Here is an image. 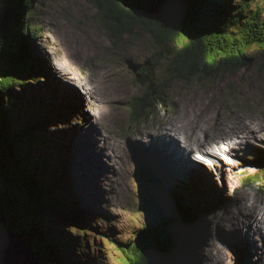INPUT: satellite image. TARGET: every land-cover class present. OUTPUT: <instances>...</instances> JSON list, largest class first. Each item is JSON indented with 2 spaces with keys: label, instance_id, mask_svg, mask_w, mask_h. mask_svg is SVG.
Listing matches in <instances>:
<instances>
[{
  "label": "rangeland",
  "instance_id": "obj_1",
  "mask_svg": "<svg viewBox=\"0 0 264 264\" xmlns=\"http://www.w3.org/2000/svg\"><path fill=\"white\" fill-rule=\"evenodd\" d=\"M227 1L229 7L225 11L230 10L233 16L246 0ZM36 2L37 14L31 23L41 28L33 30L34 38L29 45L33 69L25 73L21 82L9 86L13 101L3 120L5 123L14 121L16 130L37 125L36 149L42 157L41 161L35 159L34 174L36 178L40 172L47 174L56 186L53 196H59L62 201L54 210V206H49L48 211L54 234L62 232L65 243H70L65 257L69 261L67 264H126L116 244L125 242L122 240L127 234L131 233L127 238H132L140 227L150 225L169 233L174 223L180 225L177 233H182L188 225L190 240L181 238L177 244V239L172 242L173 254L168 259L171 264H264V164L261 163L264 159V57L218 80L211 77L174 80L170 73L159 70L156 77L160 81L170 79L167 92L163 90L166 97L161 95L168 99L169 105H159L158 109L153 105L147 113L145 109L155 102L153 97L141 99L146 89L142 81L149 77V69L146 67L142 72L135 67L158 52L150 34L140 28L120 39L113 38L108 29V22L113 21L90 0ZM242 13L239 21L245 18ZM155 16L152 11L145 14L143 23L148 22L151 30L156 27L161 36L164 28ZM225 18L220 17L221 24ZM166 45L170 48L175 44L166 42ZM85 81L98 88V97L93 101H89L78 86H83ZM71 82L76 85L73 89L69 85ZM71 89L75 91L74 98H78L74 103L71 100L76 99L68 96L72 94ZM157 90L160 89L156 86ZM3 100L5 103L6 99ZM146 113L148 118L144 117ZM240 116L248 123L246 137L233 131L236 126L239 130ZM72 117H83L81 124L87 120L90 135L79 126L76 137L71 128L78 129V124L69 123ZM165 120L171 125H162ZM190 120L193 124L186 128L190 133L201 135L196 125H205L212 138L220 137L224 129L223 137L231 135L229 141L213 152L201 151L204 145L195 142L194 137L187 140L183 134L177 136L183 148L194 151L192 159L196 164L199 159V165L214 168L216 176L211 179L216 180V188L212 191L219 195L206 197L210 191L202 190L207 181L204 180L206 176H201L200 180H195L192 191H187V198L180 194L184 192H177L178 188H187L185 182L174 178L175 186H169L168 181L162 179L164 182L160 185L157 183L159 177L153 180L143 164L154 169L149 158L141 154L150 142L148 134L167 136L166 132L173 125L182 129V124ZM99 125L104 133L98 135L102 143L94 134ZM91 128L94 129L91 131ZM69 132L75 140L69 139ZM89 148L93 149V154ZM157 148L150 145L149 149ZM224 148L228 149L223 151ZM70 173L74 178L69 177ZM229 187L233 188L231 194L227 192ZM158 189L162 196L178 198L180 209H192L196 217L192 213L183 221L177 209L170 210L166 202L157 208L160 199L156 203L152 193ZM44 192H48L45 187ZM50 199H47L48 205ZM232 200L239 204L243 215L233 208ZM228 204L232 205V212ZM151 205L157 209H151ZM74 210L80 218L86 219L81 223L82 232L78 231L77 223L73 227L65 220L62 223L67 214H74ZM179 212L185 216L183 211ZM229 224L234 228L227 226ZM239 226L242 228L238 229ZM211 228L224 235L214 238ZM228 228L232 229L230 234ZM194 236L196 241L192 240ZM246 238H251L248 243ZM218 239L221 244L217 243ZM31 249L37 253L39 263L46 264L40 252Z\"/></svg>",
  "mask_w": 264,
  "mask_h": 264
},
{
  "label": "trees",
  "instance_id": "obj_2",
  "mask_svg": "<svg viewBox=\"0 0 264 264\" xmlns=\"http://www.w3.org/2000/svg\"><path fill=\"white\" fill-rule=\"evenodd\" d=\"M90 1L102 8L113 21L108 22L113 38L120 39L140 28L150 34L158 52L143 65L135 67L142 72H145L146 67L149 69V77L142 81L146 89L141 99L145 101L153 97L155 102L148 105L150 109H145L147 113L153 109V105L157 109L159 105H169L161 95L166 97L170 79L160 81L156 77L161 72L159 70L170 73L174 80L206 77L218 80L222 75L246 68L264 57V0H246L238 6L237 14L233 16L230 10L225 11L229 7L227 0ZM251 2L255 4L251 5ZM35 3L36 0H4L0 6V203L5 210L9 228L29 237L32 247L40 252L42 261H49L46 264H67L69 261L65 257L70 243H65L62 232L54 234L48 211L49 206H54L53 210L56 205L61 206L62 201L59 196H53L56 186L47 174H37L41 181L34 174L35 159L41 161L42 157L36 149L39 142L37 125L22 126L16 130L14 121L5 123L3 120L13 101L9 86L21 82L31 68L30 40L33 30L40 29V26L31 23L37 14ZM151 11L156 15L158 24L164 28L161 36L156 27L151 30L148 22L143 23L145 14ZM241 13L245 17L243 21H239ZM224 16L227 18L221 24L220 17ZM166 42L175 45L169 48ZM156 86L159 91H156ZM3 99H6L5 103ZM147 113L145 118L149 117ZM68 175L74 178L72 173ZM47 199H50L49 205ZM166 204L169 209L174 207L173 200L166 201ZM175 211L181 220L186 221L187 217L180 210ZM192 213L195 214L187 210L185 215ZM64 220L70 227L77 223L80 232L81 223L86 222L75 210L74 214H67L62 223H65ZM179 226L174 223V231L169 229V233H163L155 226L143 228L133 240L120 242L116 248L122 253L126 264H171L168 259L173 254L172 242L177 239V244L181 238L189 241L188 225L182 226L186 228L182 233H177Z\"/></svg>",
  "mask_w": 264,
  "mask_h": 264
},
{
  "label": "bare ground",
  "instance_id": "obj_3",
  "mask_svg": "<svg viewBox=\"0 0 264 264\" xmlns=\"http://www.w3.org/2000/svg\"><path fill=\"white\" fill-rule=\"evenodd\" d=\"M49 69V68H48ZM48 71H50V69L48 70ZM37 74H38V72H37ZM46 82H44V84H45ZM46 84H48V83H46ZM93 83L92 82H90V83H88V82H86L85 81V84L83 85V86H81V85H78L79 87H81V92L83 93V95H85V96H87L88 98H90L89 99V101H93L94 99H96L97 97H98V88L97 87H94L93 85H92ZM69 85H70V87L73 89V87L72 86H74L73 84H72V82L71 83H69ZM96 85V84H95ZM76 86V85H75ZM71 89V93L72 94H70V95H68L70 98H72V99H76V100H71V101H73V103L75 102V101H77L78 100V98H74L75 96L73 95V93L75 92L74 90H72ZM168 100V99H167ZM66 105V104H65ZM172 106V105H171ZM166 107V106H165ZM168 107V106H167ZM61 109H62V106L60 107ZM174 114V113H173ZM98 117H100L99 115H98ZM97 117V118H98ZM94 119V118H93ZM191 119V118H190ZM195 119V118H194ZM238 119H239V122H238V124L237 125H239L238 127H239V130H238V128H237V126L236 127H234V129H233V131H234V134L235 133H241V134H243L244 135V137H246V126L248 125V123H247V121L245 120V119H243V117L242 116H240V117H238ZM82 120H84V118L83 117H79V118H74L73 119V117H72V120H70L71 122H69L70 124L71 123H77L78 124V129L76 128H71V130H73L74 132H75V135H76V137H78V134L76 133V132H79L80 131V129H79V126L81 127V128H84L85 129V133H87L88 135H90L89 133H88V124H89V122L86 120L85 122H84V124H81V123H83V122H81ZM80 121V122H79ZM186 121V120H185ZM64 122V121H63ZM91 124V123H90ZM162 125H165V126H170L171 124L168 122V121H166L165 120V122L163 121L162 123H161ZM192 121L190 120V121H187L186 123H183L182 124V129L181 128H179V127H176V126H174L173 125V127H171L170 128V131L169 132H166L167 133V136H161V135H152V134H148L149 136H151L150 138H149V141L150 142H148V145H147V148H146V150H142L141 152V154L142 155H146L147 156V158H149L148 159V161H149V163L154 167V174L156 175V177H154V174L150 171V169L151 168H149V166L147 165V163L145 164V163H143L144 165H145V167L149 170V173H150V175H151V177L153 178V180H157V176L159 177V180L160 181H158L157 183L158 184H163V182H164V180H162V179H165L166 181H168L167 183H168V185L169 186H175V183H176V179H178L179 181H181V182H185V184H186V186H187V188H178L179 189V191L177 190V192H184V193H180L181 195H188V192L187 191H192V187L193 186H195L194 185V182H195V180L196 179H199L200 180V177L201 176H206V177H204V180L205 181H207L205 184H204V188L202 189V190H205V191H210V194H209V196H206V197H213L215 194L216 195H219L217 192L215 193V192H213L212 191V188H216L215 187V184L216 183H214V182H216V180L213 178V180L211 179L212 177H214V176H216V173L215 174H213V167L212 166H210V165H206V167H204V166H201V165H199V163H200V161H199V159H197V158H195V159H197V164L195 163V161H193V157H194V155L192 154L194 151H192V152H190V151H188L186 148H183L184 146H183V144L180 142V140H178L177 139V136L179 135V134H183L184 136H185V138L187 139V140H189V137L191 138V137H194V141L195 142H198L199 144H203L204 146H203V149H200L201 151H204V152H213V151H215V150H218V149H220V147H221V144H223L224 142H226V140L227 141H229L230 139H231V135H229V134H227V133H229V131L228 132H226V134H227V137H223L224 136V132H225V129L224 130H222V134H221V136L220 137H218V138H212L211 137V133H210V130L209 129H207L206 127H205V125H196V128H199L198 130L201 132V135L199 134V133H195L194 131L192 132V133H190L186 128H188V127H191L192 126ZM65 127V126H64ZM70 127H73L72 125H70ZM193 127H195L194 125H193ZM94 128H91V131L93 130ZM191 131V130H190ZM198 131V132H199ZM230 131H232V130H230ZM72 132V131H71ZM100 132L101 133H103V131H102V128H101V126L99 125V127H97V129H95V132H94V134L97 136V139H98V135L100 134ZM145 132H147V131H145ZM70 136H69V139H71V140H75L76 139V137L75 136H73L70 132L68 133ZM84 134V133H83ZM104 134V133H103ZM233 134V136H235ZM85 136H87L86 134H84ZM67 136V135H66ZM107 136V135H106ZM167 138V139H166ZM146 139V138H145ZM144 139V140H145ZM186 140V142L187 143H189L188 141ZM98 141L99 142H101L102 143V140H100V139H98ZM75 142H78V141H75ZM89 142V141H88ZM219 142V143H218ZM109 144V143H108ZM108 144H106V148H108L109 147V145ZM190 144V143H189ZM82 145V144H81ZM150 145H156V146H158L159 148H157V149H154L153 151H151L149 148H150ZM64 146V145H63ZM71 148V147H70ZM134 149H136V147H133ZM200 148V147H199ZM90 149V151H91V153L93 154V149H91V148H89ZM109 149V148H108ZM228 148H224V150L223 151H225V150H227ZM67 150V149H66ZM83 150V149H82ZM150 150V151H149ZM152 152H153V154H152ZM160 152L162 153V154H160ZM80 153V152H79ZM154 153L155 154H158V156L157 155H154ZM66 154H68V150L66 151ZM81 154V153H80ZM192 154V155H191ZM85 156V155H84ZM113 157V156H112ZM87 158V157H86ZM157 158V159H156ZM142 159H144V158H142ZM86 160V159H85ZM139 160V159H138ZM201 161H202V159H201ZM207 162L208 163H210V161H209V159L207 160ZM170 163V165H171V167H168V164ZM152 170V169H151ZM152 170V171H153ZM219 171V170H218ZM169 175H171L172 176V178H170V176ZM174 178H176V179H174ZM212 181L213 183H210L209 181ZM213 185V186H212ZM211 186V187H210ZM167 187V186H166ZM210 187V188H209ZM261 188V187H260ZM218 189V188H217ZM212 191V192H211ZM159 192V193H158ZM158 192H153L152 194H153V198L155 199V201H156V203H158L157 202V200L156 199H160V201H162L163 200V197H164V199H165V197L166 198H168L167 196H162V192L158 189ZM227 192H228V194H231L232 192H233V188L232 187H229V188H227ZM227 194V195H228ZM186 195V197L188 198V196ZM229 201V200H228ZM231 202H233V200L231 201ZM159 204V203H158ZM174 204H176L175 202H174ZM239 204L238 203H235V202H233V208H236V209H239ZM192 208H194L195 209V207H194V205H192L191 206ZM165 208V207H164ZM228 208L230 209V211L232 212L233 210L231 209L232 208V205L231 204H228ZM256 208V207H255ZM202 209V208H201ZM200 209V210H201ZM236 209H234V212H233V214H235V212H237V211H235ZM244 209V208H243ZM162 212H163V208H162ZM161 212V213H162ZM239 212L243 215V210L240 208L239 209ZM188 213H190V212H188ZM192 215H194V213L192 214ZM227 215V214H226ZM256 215H257V213H256ZM240 217V215L238 214L237 215V217ZM195 217H196V212H195ZM226 218V217H225ZM198 220H199V218H197ZM242 219V218H241ZM197 220V221H198ZM260 223V222H259ZM224 224V223H223ZM232 224V223H231ZM235 224V223H234ZM227 226H230L232 229L234 228V227H232L230 224L229 225H227ZM226 226V227H227ZM256 226V225H255ZM259 227V226H258ZM264 227V226H263ZM262 227V228H263ZM241 229L242 227L241 226H239L238 227V229ZM232 229H229L228 228V230H227V232L229 233V232H231V230ZM211 231L212 232H215L214 233V238H218V237H220V236H223L224 234H222L221 233V231H220V233L217 231V229H215L214 231H213V229L211 228ZM249 231V230H248ZM196 234V233H195ZM230 234V233H229ZM209 235V234H208ZM226 236H227V238L229 237L228 236V234H226ZM232 237V236H231ZM238 237V236H237ZM244 238V237H243ZM233 239V238H232ZM235 239V238H234ZM249 239H251V238H246V240H245V242H247L248 243V240ZM189 240H190V236H189ZM192 240H195L196 241V237L194 236V237H192ZM236 241H240V240H238L237 238L235 239ZM244 240V239H243ZM216 241V240H215ZM228 241V240H227ZM221 240H217V243L218 244H221ZM189 243V242H188ZM241 243V242H240ZM250 243V242H249ZM214 246V245H213ZM253 259V258H252ZM41 264H44V263H41Z\"/></svg>",
  "mask_w": 264,
  "mask_h": 264
},
{
  "label": "water",
  "instance_id": "obj_4",
  "mask_svg": "<svg viewBox=\"0 0 264 264\" xmlns=\"http://www.w3.org/2000/svg\"><path fill=\"white\" fill-rule=\"evenodd\" d=\"M2 1L4 0H0V5ZM160 204L163 202L159 200L157 208H160ZM150 208L156 207L151 205ZM31 248L32 243L29 238L10 230L7 216L0 205V264H40L37 253Z\"/></svg>",
  "mask_w": 264,
  "mask_h": 264
}]
</instances>
